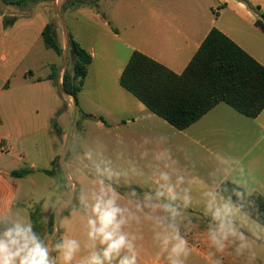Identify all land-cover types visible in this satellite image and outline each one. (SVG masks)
<instances>
[{"label": "crops", "instance_id": "1", "mask_svg": "<svg viewBox=\"0 0 264 264\" xmlns=\"http://www.w3.org/2000/svg\"><path fill=\"white\" fill-rule=\"evenodd\" d=\"M104 5L106 9H102ZM65 12L88 17L101 34L113 38L116 44L111 52L113 59L119 58L120 52L125 51V62L121 63L114 82L119 83L134 51L147 55L177 74L183 73L213 29L221 31L264 66V0H100L96 7L81 4L78 0L71 3ZM3 20L4 16H1L0 21L4 25ZM48 23V20L44 21L39 29L41 36ZM67 30L93 57L77 103L74 100L75 109L83 112L84 117L85 114L92 115V120L97 121V129L107 135L106 139L111 146L106 154L112 158L115 166H135L150 175L151 169L147 164L151 154L146 165L133 160V154L145 149L155 150L154 138L163 133L170 138L165 146L171 149L172 160L175 161L173 167L192 178L193 183L189 187L194 191H199L200 181H211L208 174L218 168L214 157L217 152H221L231 154L244 164L251 182L258 189L257 193L264 196V110L258 117L251 119L221 102L189 128L178 130L145 107L120 83V88L114 83V105L121 107L122 114L119 120L111 124L106 109L99 104L102 99L103 104L107 105L108 100L105 98L110 93L98 89L100 99L94 96L99 108L96 114L89 111V98L86 99L87 103H83L86 81L91 77L96 64V49L83 41L80 33L74 34L68 26ZM68 43V39L63 41V50L67 51ZM58 57L61 61V56ZM67 57L69 66L73 67L74 56L67 52ZM1 62L0 212H3L19 205V195L26 178L31 179L40 173L47 175L45 171L52 170L42 169L40 165L49 160L54 166L57 159L54 151L55 134L66 133L68 144L78 139V143L74 144L78 159L65 155L63 162L79 160L82 151L79 140L83 136V128L72 132L69 127L64 130L65 127H61L57 119V115L64 111L59 98V94H65L61 92L64 65L58 68V62L49 63V71L45 75L29 69L17 76L15 64L6 60L5 56ZM54 73L56 78L52 79ZM65 95L68 97L66 102L72 103V97ZM145 137L150 138L152 143L144 145ZM120 152L124 153V158H120ZM22 171H26L24 176H13V172ZM58 174L47 176L57 178ZM81 182L87 184L86 179L82 178ZM133 184L142 193L143 188H139L136 182ZM32 199L30 192L20 198L25 204ZM188 210L191 227L181 228L191 249L186 264H215L217 260L222 264H264V243H258L255 259L247 253L237 255L232 244L223 253L216 252L208 240V220L203 215V209ZM142 225L152 229L148 232L132 230L143 236L142 240L137 241L139 264H167L164 258H158L159 247L153 241L152 222L144 221ZM251 227L255 230L254 226ZM60 230L62 234L64 229Z\"/></svg>", "mask_w": 264, "mask_h": 264}, {"label": "clouds", "instance_id": "2", "mask_svg": "<svg viewBox=\"0 0 264 264\" xmlns=\"http://www.w3.org/2000/svg\"><path fill=\"white\" fill-rule=\"evenodd\" d=\"M154 140L155 150L140 153L143 160L151 154L150 175L135 166H115L100 142L81 143L79 160L62 162L72 177L67 191L55 203H45L46 209L51 206L61 214L69 210V216L61 219L64 231L59 239L50 244V238L36 230L30 217L7 209L0 212V264H139L137 241L143 236L129 229L144 221L152 222L158 258L167 264H186L191 249L181 228L191 227L187 209L193 202L192 188L186 185L192 181L173 167L171 149L165 146L170 138L161 133ZM149 143L150 138H143L144 145ZM119 156L124 158V153ZM214 158L218 168L209 172L211 181L199 182L208 240L216 252L223 253L232 244L237 255L247 253L255 259L258 243H264V222L260 220L264 213L253 199L258 189L241 161L221 152ZM145 175L150 182L141 193L132 178ZM120 187L128 189L126 195L118 191ZM65 220L75 223L68 227Z\"/></svg>", "mask_w": 264, "mask_h": 264}, {"label": "rangeland", "instance_id": "3", "mask_svg": "<svg viewBox=\"0 0 264 264\" xmlns=\"http://www.w3.org/2000/svg\"><path fill=\"white\" fill-rule=\"evenodd\" d=\"M77 1L78 0H24L23 3H16V0H11V2L0 0V18L4 16V25L7 19L10 20L13 17L17 19V23L9 28L4 27L0 21V65L2 64V57L5 56L6 60L15 64L14 68L17 76H20L22 72L29 69L34 70L40 75H45V73L49 71L47 65L49 63L58 62V68L64 65L62 70L65 69L68 75L71 76L73 67H70L67 61V52L68 54H72L71 43L69 46H66L67 51L63 50L60 61L58 55L53 50L45 47L42 36L39 34V29L44 21L48 20V24H52L54 27L53 31L58 42L61 44L62 41L61 46H63V41H65V39L70 41L67 30L68 26L69 31L74 34L80 33L83 37V41H87L86 43H90L96 49V64L92 69L91 77L86 81V93L84 95L85 97H83V103H87L86 99L89 98V111L96 114L99 108L95 101L97 98H94V96L99 98L98 89L110 93L105 98V100H108V102H106L107 105H104L103 100L100 98L99 104L104 106L107 119L111 124H114L119 120V116L122 114L121 107L114 105V83L120 88L119 83L114 82V76L118 75L121 63L125 62V51L120 52L119 58L113 59L111 52L116 47L113 38L101 34L102 32L97 29L95 24L91 22L88 17L81 14H66L65 11H67L70 4ZM79 1L81 4H89L94 0ZM102 9H106V6L104 5ZM62 85L63 82L61 84V92H65ZM59 98L62 102L61 108L64 109V111L57 115L61 127H65L64 130L66 127H69L71 132L72 130L76 131L77 128H83V136H81L79 140L80 147L81 143L92 145L95 142H100L104 145L106 153H109L111 145L106 139L107 135H105L102 130L97 129V121L84 117L83 112L80 110L76 111L73 97V102L70 104L66 102V98L68 97L65 94H59ZM54 139L56 143L54 151L58 160L56 166L58 167L57 172H59L56 176L57 178L48 177L47 175H43V173H40L38 176H33L31 179L26 178V180L23 181L21 193L19 195V205L15 208V210L22 211L25 215L30 217L31 220L32 215L35 216L37 221V224H35L36 230L47 235L50 238V244H54L61 235L59 234L60 232L56 230L62 229L60 226L61 219L64 217V212L67 209L61 214L59 211H54L51 206L46 209L45 203L46 201H50V204L55 203L57 197L67 191V184L71 181L68 170L66 171L62 168V162L64 161L63 157L68 155V157L71 156L72 158L75 156V159H78L76 154L77 151L75 150L74 152V144L78 143V139L68 144V142H66V133L60 135L55 134ZM62 140H64V144ZM133 155V160L142 162V164L146 165L147 160L141 159L140 153L135 152ZM44 163L45 164L40 165L42 169L53 168L51 161L48 160ZM185 176L189 181H192L191 177L188 175ZM132 179L133 182L138 184L139 188H143L146 182H150L149 176H134ZM118 191L127 194L128 189L124 187ZM27 192L32 193L33 199L30 200L28 204H25L20 198H23ZM199 193L200 191H194L192 188L193 202L189 209H203V202ZM52 212H54L56 216V230L54 233H50L49 231V214ZM189 214V210L187 209V215L190 217ZM64 223L66 226L72 227L75 222L65 220ZM151 229L152 228L148 226L140 224L133 225L129 230L148 232Z\"/></svg>", "mask_w": 264, "mask_h": 264}, {"label": "trees", "instance_id": "4", "mask_svg": "<svg viewBox=\"0 0 264 264\" xmlns=\"http://www.w3.org/2000/svg\"><path fill=\"white\" fill-rule=\"evenodd\" d=\"M98 1L94 0L89 5L96 7ZM20 2L24 0H16V3ZM262 16L264 18V13ZM16 23L14 17L7 19L5 27H13ZM52 27V24H47L43 29V41L47 49L61 56L63 48ZM69 38L75 47V63L71 76L64 72L62 86L77 103L93 57L71 35ZM51 78L55 79L56 74ZM119 83L150 111L178 130L189 128L221 102L251 119L264 110V66L217 29L210 32L183 73L177 74L147 55L134 51ZM85 117L94 119L89 114ZM56 161L52 170L45 171L47 175H56ZM24 174L26 171L13 172V176L18 178ZM253 199L264 213V196L256 193ZM68 214L67 209L64 215ZM252 215L255 219L254 211ZM55 219L54 212L49 214L50 233L56 230ZM260 220L264 222V216ZM32 221L37 224L33 215Z\"/></svg>", "mask_w": 264, "mask_h": 264}, {"label": "water", "instance_id": "5", "mask_svg": "<svg viewBox=\"0 0 264 264\" xmlns=\"http://www.w3.org/2000/svg\"><path fill=\"white\" fill-rule=\"evenodd\" d=\"M54 30V27H53ZM71 43V41H69L68 45ZM71 49H72V55L75 56V47L74 45H71ZM65 93V92H64ZM66 94V93H65Z\"/></svg>", "mask_w": 264, "mask_h": 264}]
</instances>
